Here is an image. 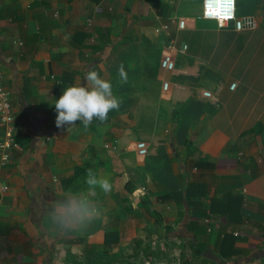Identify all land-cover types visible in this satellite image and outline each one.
Here are the masks:
<instances>
[{
	"label": "crops",
	"instance_id": "1",
	"mask_svg": "<svg viewBox=\"0 0 264 264\" xmlns=\"http://www.w3.org/2000/svg\"><path fill=\"white\" fill-rule=\"evenodd\" d=\"M244 2L240 15L259 18L253 30L203 19V0H0V72L19 142L0 169V264H62L67 247L104 248L106 232L145 244L163 228L169 240L204 244L218 264H264V0ZM89 70L111 81L119 110L87 129L58 128L55 100ZM4 134L0 120V142ZM138 141L148 143L144 157ZM89 168L112 184L93 197L101 217L57 232L48 204L86 189ZM192 182L208 188L201 204L176 195ZM213 199L222 204L210 212ZM202 213L209 228L193 230ZM226 234L238 250L230 260L219 252Z\"/></svg>",
	"mask_w": 264,
	"mask_h": 264
},
{
	"label": "clouds",
	"instance_id": "2",
	"mask_svg": "<svg viewBox=\"0 0 264 264\" xmlns=\"http://www.w3.org/2000/svg\"><path fill=\"white\" fill-rule=\"evenodd\" d=\"M121 83L127 82V73L121 63L118 68ZM84 84L65 87L59 99L55 100L57 112L55 123L58 128L71 130L79 121L87 129L98 120L105 123L110 111L119 110L122 100L113 94L110 80L102 78L96 70H89ZM86 189L64 192L59 199L48 204V217L57 232H83L94 221L101 217V207L93 199L97 188L107 194L112 190L108 178L98 176L93 169H87ZM38 197V202H40Z\"/></svg>",
	"mask_w": 264,
	"mask_h": 264
},
{
	"label": "built area",
	"instance_id": "3",
	"mask_svg": "<svg viewBox=\"0 0 264 264\" xmlns=\"http://www.w3.org/2000/svg\"><path fill=\"white\" fill-rule=\"evenodd\" d=\"M237 0H203L202 18L206 20H215L220 27L227 26L231 22L234 23L236 30L255 29L258 26V21L254 17H239L237 15ZM171 23L177 24L179 29H183L186 25L184 18H173ZM164 29L168 30L169 25L165 24ZM173 40L168 44L166 52L161 59V67L167 71H173L176 66V59L174 55ZM186 45L182 48L185 51ZM2 73L0 72V120L5 126V134L2 142H0V169L6 166L13 160V152L19 147V142L16 137V123L14 116V106L12 102L11 92L4 87L2 83ZM237 83L234 82L231 88L234 89ZM171 88L169 81L163 83V90L168 91ZM202 96L210 98L212 93L208 90L204 91ZM137 154L141 157L148 153V143L145 141H138L135 145ZM3 190H8L7 185H3ZM209 222V218L206 220Z\"/></svg>",
	"mask_w": 264,
	"mask_h": 264
},
{
	"label": "rangeland",
	"instance_id": "4",
	"mask_svg": "<svg viewBox=\"0 0 264 264\" xmlns=\"http://www.w3.org/2000/svg\"><path fill=\"white\" fill-rule=\"evenodd\" d=\"M241 1L243 4L245 3L244 0H237V15L239 17H247L241 16L242 14H244V10L241 11L240 15L239 3ZM255 19L258 21L259 25V18ZM262 24L264 26V19L262 21ZM168 231V229L164 231L163 228V232L160 233V236L155 238V240L150 241L152 243V248L150 252L152 253V251L155 250L160 251L157 255L159 256V259H157L154 255H147L143 253L135 255V243L131 240L123 241L120 242V244L114 245L112 247V251L117 254V258L128 260L122 262L121 264H198L200 258H208L212 260L214 259L213 261L215 262V264H218L216 263V256L211 252L208 254V249L204 244H200L194 241L193 243H195V247H191L189 241L186 238H180V236H178L179 239L169 240L167 235H165ZM164 238H166V240H164ZM198 244L202 246H198ZM196 247H198L199 249L196 250ZM68 248L73 253V255L69 254L71 255V257L66 256L63 260H61L62 264H86V259H88V256H90V254L86 255V251L84 250L75 253L73 252L72 248L67 247L66 249ZM199 250L200 253L198 252ZM95 255L96 257H99L98 252H95Z\"/></svg>",
	"mask_w": 264,
	"mask_h": 264
},
{
	"label": "trees",
	"instance_id": "5",
	"mask_svg": "<svg viewBox=\"0 0 264 264\" xmlns=\"http://www.w3.org/2000/svg\"><path fill=\"white\" fill-rule=\"evenodd\" d=\"M185 192H186V195L184 194V191L176 192V195H178L181 199L185 197V199L187 200L189 204L192 202V199L197 200L198 203L201 204L200 199H202L201 197L208 194V188L206 185L202 183L192 182V183H189ZM170 195H174V194L170 193ZM178 201L180 202V200ZM221 204H222V200L213 199L210 212H215L219 210ZM208 216L209 214L205 215V213L198 215V219L191 222L193 225L190 226V228H193V230H196L202 227L209 228L208 227L209 223L206 222V220L208 219ZM117 234L115 233L114 230L106 232V238L104 242L105 249H102V250H98L97 248L87 249L86 255L90 254V256H88V259H86V264H121L122 262L128 261L126 259L117 258V254L112 251V247L114 245L119 244L120 242ZM235 241H236L235 237L230 234H226L224 238H222L221 243H220V248H219L221 259L230 260L234 255L237 254L238 250L233 247ZM133 242L135 243L134 244L135 255H139L143 253L147 255H154L157 259H159V256L157 255L159 254L160 251L155 250V251H152V253L150 252L152 248L151 242H147L145 244L143 243L142 240H134ZM193 242L194 241H189V244L191 247L192 246L195 247L194 245L195 243ZM198 246H202V245L198 244ZM198 249L199 248L196 247V250ZM95 252L99 253V257H96ZM198 252L200 253V250ZM198 264H215V262L212 259L200 258Z\"/></svg>",
	"mask_w": 264,
	"mask_h": 264
}]
</instances>
